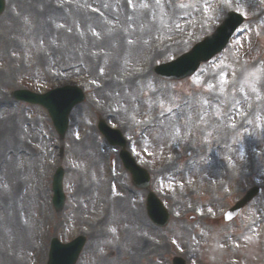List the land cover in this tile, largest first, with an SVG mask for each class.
Wrapping results in <instances>:
<instances>
[{"label": "rangeland", "instance_id": "1", "mask_svg": "<svg viewBox=\"0 0 264 264\" xmlns=\"http://www.w3.org/2000/svg\"><path fill=\"white\" fill-rule=\"evenodd\" d=\"M4 2L0 120L11 123L16 132L13 141L8 137L0 141V169L12 167L15 172L4 173L8 184L28 197L24 219L21 213L15 219L19 231L26 226L28 240L14 255L15 236L8 235L0 245V264L13 263L14 258L18 264H45L52 236L60 241L79 234L87 238L76 264H95L100 256L120 262L127 252H135L122 242L124 226L112 217L96 228L98 236L89 248V226L101 219L105 207L97 197L107 189L111 197H118L125 186L134 189L118 149L98 132V118L121 131L128 151L148 170L153 191L170 212L167 226H150L153 233L144 237L150 249L134 257L135 264H171L173 255L184 257L187 264H264V0ZM231 9L245 16V22L222 53L184 80L165 81L154 75L155 64L189 49ZM137 17L155 28L142 41V49L160 45L169 36L184 34V39L148 59L126 56L120 74L151 77L136 83L129 105L110 107L112 114L104 110V99L94 97L87 108L99 78L109 69L102 57L97 65L77 66L74 38L99 37L90 41L98 45L90 55L93 61L106 42L100 40L105 32L116 33L124 48L131 45V19ZM67 83L82 87L86 98L72 110L61 141L44 109L8 96L15 88L43 92ZM96 143L104 147L96 148ZM57 166L64 168L66 195L58 213L51 204V175ZM111 175L119 178L108 186ZM251 185L260 186L262 193L237 218L224 222L219 216ZM137 192L142 216L151 224L144 211V192ZM2 204L7 207L9 200ZM249 221L248 235L235 241V232ZM205 224L221 226L225 241L206 244L198 233Z\"/></svg>", "mask_w": 264, "mask_h": 264}, {"label": "bare ground", "instance_id": "2", "mask_svg": "<svg viewBox=\"0 0 264 264\" xmlns=\"http://www.w3.org/2000/svg\"><path fill=\"white\" fill-rule=\"evenodd\" d=\"M131 21L132 32L129 36V42L131 39V45L124 48V46H122L121 44V41L119 42V36L116 33L112 31L105 32L101 34L100 40L106 42L100 49V55L96 56L95 60L93 61L91 60L90 55L98 45H94L90 41H92L93 39H99V37L96 38L95 36L90 38L86 36V34H84V36L86 37L82 38L79 34L80 36L78 37L80 38H74L72 48L74 49V55L76 57L75 64L77 66H81V64H83V66L85 65L89 67L91 65V62L97 65L100 62V58L102 57V61L107 62V67L109 69V72L103 78H99L98 83L94 88V93L92 94L91 101L89 102L87 108L92 107V104H94V97L104 99V101L106 102L105 104H103L104 110L109 111L112 114H114V111L110 107L114 108V105H117L118 107H126L127 105H129V102L134 95L133 92H135L137 88L136 83H140L142 80L150 81L151 77L146 74H138L134 77L126 74H120L119 69L126 56L128 58L141 57L144 59H148L149 57L156 56L158 53H165L169 51L170 45L173 47L177 46V44L181 42V39H184V34L169 36L165 38L159 45L160 48L158 50L154 45L146 46L142 49V41L148 38V35H150L155 30V28L152 29L147 27L151 25V21L144 20L140 17L131 19ZM86 33L90 36L88 31ZM161 45L163 46L161 47ZM259 105V103H256V107H258V110L263 113V110L259 107ZM4 121L5 120H0V141L4 140V138L6 137H8L9 141H13V132H16L15 128H13L14 126H12L11 123H4ZM102 147H104L102 143H96V148L101 149ZM102 155L104 156L105 152ZM4 170L5 172H3ZM10 171L15 172V170H13V168L10 166H5L2 168V170L0 169V181H2V187L0 189V245L5 244L8 235H14L15 238L11 241V245L13 246V253L15 255L19 251V248L21 246L24 247L23 243L27 242L28 240V236L26 235L27 231L25 230L26 226L24 225V230L20 228L19 231L16 227L15 220L18 218L17 215L20 213V215L24 219V210L28 197L24 192H16L15 187H12L8 184L6 178L7 176L4 173ZM118 178L114 175L112 176L113 181H116ZM105 183L109 186L111 181L106 180ZM86 190L87 188H82V191ZM97 199H99L101 207H103L104 205L105 207L103 208L104 213L101 219L96 221L93 226H89L91 235V244L89 248H91L94 240L98 236L96 234V228L99 226V224L104 223L107 218L112 217L113 221L124 226V235L122 242L129 247H133L135 252L132 254L130 252H127L126 254L128 255V257H125L120 262L116 257L108 259L107 257L100 256L95 261V264H135L134 257H138V255L146 253L150 249L149 244L146 242V239L144 237L153 233L151 231L152 228L150 227V224L142 216L141 209L138 207L136 201V195L133 192L129 193L126 190L122 191V193L118 197H111L107 189L105 193L102 196H98ZM7 200H9V204L7 205V207H4L2 203L7 202ZM103 203L104 205H102ZM197 222L198 221H195V223ZM248 229L249 226L240 227L236 231V236H241L242 234L246 233ZM198 233L202 238H204V241H208L206 244H212V246L218 244L221 239H224L226 237L223 228L208 227L207 225L199 226ZM135 243L139 244L138 248H136L137 245H135ZM14 260L13 263L11 261L10 264H18Z\"/></svg>", "mask_w": 264, "mask_h": 264}, {"label": "water", "instance_id": "3", "mask_svg": "<svg viewBox=\"0 0 264 264\" xmlns=\"http://www.w3.org/2000/svg\"><path fill=\"white\" fill-rule=\"evenodd\" d=\"M3 9V4L2 0H0V12ZM241 22V18L234 14V13H229L227 15V19L225 21V24L223 28L221 27L219 29V32L215 34V36L220 33V30L224 32H229L235 28L236 25H238ZM213 36L212 38L206 40L203 44H198L195 49H193L188 55H184L177 59L176 61H173L171 63L163 64L161 66H158L155 68V72L158 75L168 77V78H179L183 76L190 75L194 72V70L197 68L198 64L200 61L207 59L208 57L212 56L217 50H219L220 45L222 43L218 41L217 38L214 39ZM209 43V44H208ZM210 48H213L211 51H209ZM71 90L74 91V95L70 96L69 99L66 100L65 106L60 110L59 112L55 111L56 107H54L53 102L51 101L50 94H44V95H35L28 93L25 90H17L12 93V95L16 98L22 97L23 100H27L29 102L33 103H41L45 105L50 113L52 114V118L55 120V123L57 124V130L60 136L63 135L65 126L67 123V114L69 112V109L71 106L78 101L82 100V94L80 90L77 88H70ZM54 93V92H53ZM100 129L103 131L104 134H109L114 133L117 134L116 132L110 131L108 128L104 126L102 121L99 123ZM121 155L123 156L125 162L130 165V158L128 157V154H126L124 151H122ZM61 177H62V170H59L57 175L54 178V191H55V198H56V209L59 210L61 208L60 205H62V193H61ZM257 192L254 191L252 194H249L246 196L245 199H243L234 209L233 213H237L239 208L246 202L248 199L251 198L253 194ZM165 219L163 220L162 223L166 222V215L164 214ZM84 241L83 237H78L72 244H70L67 247H62L57 243V240H53L52 246H54L55 249L61 250V254L58 256H62L63 262L57 261L56 259L52 257V261H50L49 264H74V261L76 260V257L82 247V243ZM66 253V254H65ZM52 255V254H51ZM57 256V257H58ZM51 260V259H50Z\"/></svg>", "mask_w": 264, "mask_h": 264}]
</instances>
